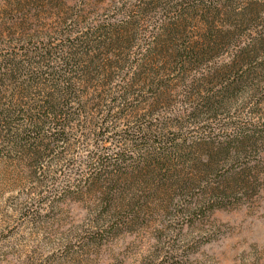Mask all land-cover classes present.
Here are the masks:
<instances>
[{"label": "trees", "instance_id": "1", "mask_svg": "<svg viewBox=\"0 0 264 264\" xmlns=\"http://www.w3.org/2000/svg\"><path fill=\"white\" fill-rule=\"evenodd\" d=\"M170 3L174 8L165 16L163 33L146 38L138 52L133 49L142 41L128 35L136 23L128 13L83 30L70 26L47 38L44 47L28 42L0 53V150L16 153L19 162L45 176L49 161L64 159L73 128L82 135L90 130L91 148L82 149L87 154L67 162L76 176L69 191L99 193V216H116L122 227L158 193L187 196L198 189L200 209L214 210L256 194L262 184L264 122L254 117L263 109L264 96L255 104L259 112L249 106L252 117L235 122L233 129L200 133L190 142L179 139L177 125L171 124L182 115L171 118L168 110L155 107L165 102L174 80L192 88L202 81L189 74L198 73L204 62L219 86L199 93L202 111L222 109L239 92L256 93L264 84V26L245 25L238 33L226 22L230 17L232 25L256 21L264 0H138L134 8ZM189 16L206 26L199 39L177 33ZM213 52L214 58L217 53L226 57L217 66L209 60ZM168 70L174 77L168 78ZM145 105L151 107L143 114L146 122L132 126L131 135L116 139L114 147L105 145L112 137L109 122L122 107Z\"/></svg>", "mask_w": 264, "mask_h": 264}, {"label": "rangeland", "instance_id": "2", "mask_svg": "<svg viewBox=\"0 0 264 264\" xmlns=\"http://www.w3.org/2000/svg\"><path fill=\"white\" fill-rule=\"evenodd\" d=\"M137 3L138 0H0V53L28 42L29 47H44L48 45L47 38L60 36L70 26L83 30L124 19L128 13L134 15L136 23L127 34L135 35L134 41H142L133 49L138 52L146 38L163 33V21L174 3L159 7L153 4L143 11L134 8ZM184 21L187 23H182L177 32L182 38L199 39L206 30L196 18L189 16ZM231 21L232 17L226 22L229 29L238 28L239 33L245 25L253 28L259 22L258 26H264V13L249 23L244 20L232 25ZM214 55L215 52L209 59L213 66L226 58ZM205 63L203 69L197 68L198 73L189 74L202 81L192 88L183 79L174 80L172 88L165 91V102L155 107L168 110L166 115L171 118L182 115L171 124L177 125L174 128L179 139L188 142L200 133L221 134L225 128L233 129L235 122L252 117L247 114L249 106L255 107L264 96L262 84L256 93L252 89L248 94L239 92L222 109L202 111L199 96L219 86ZM171 77L172 72L168 78ZM145 106L122 107L124 110L116 116L121 119L115 117L113 124L109 122L112 137L105 145L114 147L116 139L131 135L132 126L144 124L143 114L151 108ZM255 109L259 112V108ZM254 120L264 122V105ZM72 132V144L64 159L49 161L45 176L35 174L26 161L19 162L16 153L0 150V264H264V171L256 194L225 208L200 209L198 189L187 196L175 191L158 193L137 219L122 227L116 216H99V193L69 191L71 178L76 176L67 162L84 157L87 152L82 149L91 148L93 142L87 136L90 130L82 135L79 127H74ZM121 145L126 147L127 143L121 141Z\"/></svg>", "mask_w": 264, "mask_h": 264}]
</instances>
